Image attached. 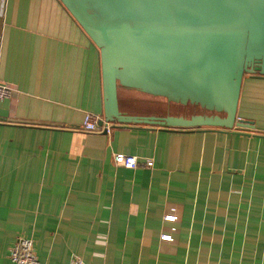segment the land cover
Wrapping results in <instances>:
<instances>
[{
    "label": "crops",
    "instance_id": "obj_1",
    "mask_svg": "<svg viewBox=\"0 0 264 264\" xmlns=\"http://www.w3.org/2000/svg\"><path fill=\"white\" fill-rule=\"evenodd\" d=\"M0 81L15 89L0 100V264L20 236L39 264H264V78L244 76L232 130L86 133L84 114L103 116L98 48L60 0H0ZM143 96L121 90V109L151 114L129 106Z\"/></svg>",
    "mask_w": 264,
    "mask_h": 264
},
{
    "label": "water",
    "instance_id": "obj_2",
    "mask_svg": "<svg viewBox=\"0 0 264 264\" xmlns=\"http://www.w3.org/2000/svg\"><path fill=\"white\" fill-rule=\"evenodd\" d=\"M99 50L114 125L232 130L245 75L264 78V0H60ZM121 90L192 106L130 114Z\"/></svg>",
    "mask_w": 264,
    "mask_h": 264
},
{
    "label": "built area",
    "instance_id": "obj_3",
    "mask_svg": "<svg viewBox=\"0 0 264 264\" xmlns=\"http://www.w3.org/2000/svg\"><path fill=\"white\" fill-rule=\"evenodd\" d=\"M15 93V89L4 82L0 81V100L8 99ZM113 124L104 120L103 116H98L86 112L81 124V130L86 133H110ZM113 161L116 165L128 169H135L140 165V160L137 156L125 153H115ZM146 167H151L153 162L151 159L142 161ZM174 214H166L165 219L169 221L175 220ZM162 239L170 240V235H162ZM9 259L15 264H39L34 252L33 241L30 237L20 236L16 239L9 250ZM69 264H86L80 256L74 255L71 257Z\"/></svg>",
    "mask_w": 264,
    "mask_h": 264
},
{
    "label": "flooded vegetation",
    "instance_id": "obj_4",
    "mask_svg": "<svg viewBox=\"0 0 264 264\" xmlns=\"http://www.w3.org/2000/svg\"><path fill=\"white\" fill-rule=\"evenodd\" d=\"M141 101L145 102L146 105H148V107L152 108L151 106H153L152 109H155L156 111H152L151 114H172V115H179V114H183V115H190L192 113H197L200 112V110L196 107H192V106H179V105H175V104H171V103H166L164 100L159 99V98H152V97H148V96H143L142 98H139ZM173 107H175L176 110L181 109V111H176ZM162 109H166L163 112H160V110ZM175 110V111H172ZM189 113V114H188Z\"/></svg>",
    "mask_w": 264,
    "mask_h": 264
},
{
    "label": "rangeland",
    "instance_id": "obj_5",
    "mask_svg": "<svg viewBox=\"0 0 264 264\" xmlns=\"http://www.w3.org/2000/svg\"><path fill=\"white\" fill-rule=\"evenodd\" d=\"M125 94H121V96L124 98L125 96H124ZM132 95V94H131ZM138 97V96H137ZM129 98V97H128ZM127 98V99H128ZM130 103L132 104V105H129V106H131L132 108H134V105L133 104H135V107L136 108H139V109H144V110H149V112H152V111H156L155 109H152L153 108V106H151L152 108H150V107H148V105H146L144 102V104H142L140 101H138V98H136L134 101H132V99H131V101H130ZM174 109H175V107H173ZM166 109H162V110H160V112H163V111H165ZM176 110V109H175ZM175 110H172V111H175ZM176 111H181L182 112V110L181 109H179V110H176ZM147 112V111H146ZM189 114V113H188Z\"/></svg>",
    "mask_w": 264,
    "mask_h": 264
}]
</instances>
